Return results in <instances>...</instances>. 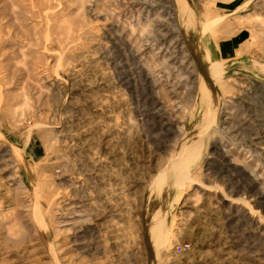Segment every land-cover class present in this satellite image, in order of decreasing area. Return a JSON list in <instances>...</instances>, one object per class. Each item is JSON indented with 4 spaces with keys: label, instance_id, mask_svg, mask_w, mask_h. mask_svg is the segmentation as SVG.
<instances>
[{
    "label": "rangeland",
    "instance_id": "rangeland-1",
    "mask_svg": "<svg viewBox=\"0 0 264 264\" xmlns=\"http://www.w3.org/2000/svg\"><path fill=\"white\" fill-rule=\"evenodd\" d=\"M0 264H264V0H0Z\"/></svg>",
    "mask_w": 264,
    "mask_h": 264
},
{
    "label": "crops",
    "instance_id": "crops-1",
    "mask_svg": "<svg viewBox=\"0 0 264 264\" xmlns=\"http://www.w3.org/2000/svg\"><path fill=\"white\" fill-rule=\"evenodd\" d=\"M242 38L240 35L234 36L231 38L221 39L217 45H215V49H212L213 54L219 55L222 59L229 61L228 59L233 57H239L242 54Z\"/></svg>",
    "mask_w": 264,
    "mask_h": 264
},
{
    "label": "bare ground",
    "instance_id": "bare-ground-1",
    "mask_svg": "<svg viewBox=\"0 0 264 264\" xmlns=\"http://www.w3.org/2000/svg\"><path fill=\"white\" fill-rule=\"evenodd\" d=\"M217 72H218V70L217 69H215V71L214 72H211V77H212V79H214V80H216L217 79ZM218 75H219V73H218ZM179 177V181H178V184H180V185H182L183 183H185L186 182V180L188 179V175L187 174H185V175H180V176H178ZM177 179V178H176ZM177 181V180H176ZM166 239V237L165 236H163L162 234H161V232H160V230H158L156 233H155V236H154V239H153V244H154V246H157L158 244H157V242L159 243V244H161V245H163V243H164V241H166L165 240ZM156 250H160L159 249V247L156 249Z\"/></svg>",
    "mask_w": 264,
    "mask_h": 264
}]
</instances>
